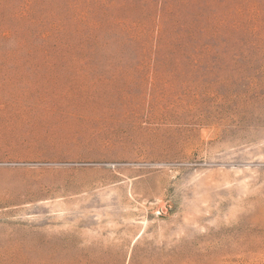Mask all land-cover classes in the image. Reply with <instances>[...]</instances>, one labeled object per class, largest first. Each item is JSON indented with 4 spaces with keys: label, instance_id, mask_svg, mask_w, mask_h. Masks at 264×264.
Instances as JSON below:
<instances>
[{
    "label": "rangeland",
    "instance_id": "obj_1",
    "mask_svg": "<svg viewBox=\"0 0 264 264\" xmlns=\"http://www.w3.org/2000/svg\"><path fill=\"white\" fill-rule=\"evenodd\" d=\"M0 264H264V0H0Z\"/></svg>",
    "mask_w": 264,
    "mask_h": 264
}]
</instances>
